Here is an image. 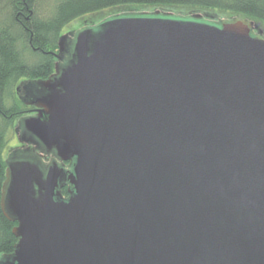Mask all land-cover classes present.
I'll list each match as a JSON object with an SVG mask.
<instances>
[{"label": "water", "instance_id": "95a60500", "mask_svg": "<svg viewBox=\"0 0 264 264\" xmlns=\"http://www.w3.org/2000/svg\"><path fill=\"white\" fill-rule=\"evenodd\" d=\"M202 17L63 33L53 73L16 86L19 141L55 158H5L0 264H264V38Z\"/></svg>", "mask_w": 264, "mask_h": 264}, {"label": "trees", "instance_id": "16d2710c", "mask_svg": "<svg viewBox=\"0 0 264 264\" xmlns=\"http://www.w3.org/2000/svg\"><path fill=\"white\" fill-rule=\"evenodd\" d=\"M138 6L220 11L264 23V0H0V201L8 131H14L16 119L31 112L19 98L16 86L53 73L58 38L74 19ZM15 224L0 205V255L13 251Z\"/></svg>", "mask_w": 264, "mask_h": 264}, {"label": "rangeland", "instance_id": "374dc122", "mask_svg": "<svg viewBox=\"0 0 264 264\" xmlns=\"http://www.w3.org/2000/svg\"><path fill=\"white\" fill-rule=\"evenodd\" d=\"M153 11H158L160 13H167L169 15L179 17V18H189V16L194 15V14H200L202 15L203 19L205 20H210V21H226L231 19L232 17H238V18H243L247 19L248 21H252L253 23H258V26L256 27L255 31L253 32L254 34H258V32L264 36V23L261 21H258L256 19H252L249 17H239V16H229L228 14L220 11H212V10H195V9H190L186 7H176V6H169V7H164V6H138V7H120V8H114L108 11H105L103 13H98L86 18L82 19H74L65 27L63 28V33H68L69 39L72 40L74 38L76 31L79 29H82L83 27L86 26H94L99 24L100 22L118 16L122 14H128V13H140V12H153ZM99 12V11H98ZM86 16V15H85ZM259 29H261L259 31ZM258 30V32H257ZM64 59L61 60L63 62ZM32 115V114H31ZM16 125V124H15ZM8 146L12 145V147H16L17 144H19V141L16 140L14 131L9 130L8 131ZM7 146V147H8Z\"/></svg>", "mask_w": 264, "mask_h": 264}, {"label": "flooded vegetation", "instance_id": "af4514ba", "mask_svg": "<svg viewBox=\"0 0 264 264\" xmlns=\"http://www.w3.org/2000/svg\"><path fill=\"white\" fill-rule=\"evenodd\" d=\"M256 28H253V32L255 31ZM261 29H259L260 31ZM258 32V30H257ZM256 34V33H255ZM256 35H259L260 37L264 38L263 35H261L259 32L258 34ZM29 106V109L31 110V112H29L28 114H24L23 116H27V115H31V114H35V110H36V106L33 105V104H27ZM22 117V116H21ZM19 117L18 119H16L14 121V127H15V124L17 123V121L21 118ZM21 132V128L17 127V130L14 129V135H15V138L17 141H19V138H23L22 137V133L20 134ZM19 137V138H18ZM16 150V149H30L32 152H36L39 156H41V159L43 160V162L45 164H48L51 162V160H53L55 157H54V154L51 153V152H48V153H45V152H42L41 149L36 146L35 144H32V143H23V142H20L19 141V144L16 145V147H12V145H9L6 149V152H5V156H4V160L5 158L7 157V155H9L11 153L12 150ZM68 161L65 162V165L68 166ZM68 168V167H67ZM69 185L68 184H65L63 187H61V192L63 194V197H67L68 196V192H69Z\"/></svg>", "mask_w": 264, "mask_h": 264}]
</instances>
